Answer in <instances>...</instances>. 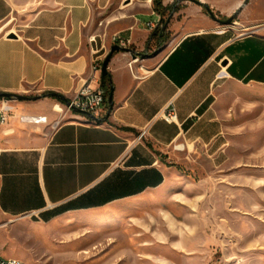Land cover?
<instances>
[{
  "label": "crops",
  "instance_id": "1",
  "mask_svg": "<svg viewBox=\"0 0 264 264\" xmlns=\"http://www.w3.org/2000/svg\"><path fill=\"white\" fill-rule=\"evenodd\" d=\"M199 1L227 18L242 2ZM163 6L161 16L153 0H39L14 18V0H0V93L30 98H0L8 116L0 124V227L149 197L183 176L181 152L190 147L224 163L218 83L264 86V0H249L233 25L191 1ZM115 35L129 42L108 64L114 104L87 121L50 93L73 97ZM167 39L173 45L160 57ZM171 100L177 121L169 123L161 112Z\"/></svg>",
  "mask_w": 264,
  "mask_h": 264
},
{
  "label": "rangeland",
  "instance_id": "2",
  "mask_svg": "<svg viewBox=\"0 0 264 264\" xmlns=\"http://www.w3.org/2000/svg\"><path fill=\"white\" fill-rule=\"evenodd\" d=\"M38 1L14 0V18ZM218 85L222 165L190 147L183 176L149 197L47 224L8 221L2 255L27 264H264V86Z\"/></svg>",
  "mask_w": 264,
  "mask_h": 264
},
{
  "label": "built area",
  "instance_id": "3",
  "mask_svg": "<svg viewBox=\"0 0 264 264\" xmlns=\"http://www.w3.org/2000/svg\"><path fill=\"white\" fill-rule=\"evenodd\" d=\"M237 23L234 21V24ZM150 27H153L152 23L149 24ZM95 38L91 37L90 41H94ZM115 44L124 48L128 44V40L124 39L119 35L114 36ZM137 57V56H136ZM102 61L95 60L92 65L91 75L88 80L76 91V93L68 101L69 103H64L65 109L74 115L84 116L89 118L91 117L80 114L74 111L75 108L86 111L92 116L98 118L104 109L105 104L107 103L108 95L106 90L101 84L93 86L92 82L100 79ZM6 108L0 109V124H3L7 121V114L5 113ZM161 118L166 122L172 123L177 121V113L173 105V100H171L164 110L161 112ZM146 133V130H142L140 137ZM175 149L182 150L185 148L183 143H176L174 145ZM0 264H23L22 260H15V257H5L1 253L0 248Z\"/></svg>",
  "mask_w": 264,
  "mask_h": 264
},
{
  "label": "water",
  "instance_id": "4",
  "mask_svg": "<svg viewBox=\"0 0 264 264\" xmlns=\"http://www.w3.org/2000/svg\"><path fill=\"white\" fill-rule=\"evenodd\" d=\"M179 1H191L193 3H196V4H199V5H203L205 7V9L207 10V12L209 13L210 17L216 21L217 23L219 24H222V25H230L232 22L235 21L236 17L238 16V13L241 11V9L248 3L249 0H243L237 7V9L235 10V12L230 16L228 17L227 19L223 20V19H220L218 17L215 16V14L213 13V11L209 8V6L207 5H204L201 1L199 0H179ZM169 20H165V19H160L159 21V24H158V27L161 26V28L163 30L166 29L167 27V24H168ZM15 35H11L10 38H13ZM124 50V48L120 47L119 45L117 44H114L111 46L109 52L107 53V55L105 56V58L103 59L102 61V66H101V77L104 78L106 76L109 75V72H108V64L111 60V58L113 57L114 53L115 52H119V51H122ZM134 56H136L135 54H133ZM113 87L111 86L110 87V92L108 94V104H109V111L112 110V107H113ZM50 96L54 97V98H57L61 101H63L64 103H69L68 99L61 95V94H58V93H50ZM0 98H5V99H11V100H28L30 99L29 97L27 96H24V95H19V94H11V93H0ZM75 112L77 113H80V114H84V115H87L89 117H91L92 119H96V117L92 116L90 113L86 112V111H83V110H80V109H77L75 108L74 109Z\"/></svg>",
  "mask_w": 264,
  "mask_h": 264
},
{
  "label": "trees",
  "instance_id": "5",
  "mask_svg": "<svg viewBox=\"0 0 264 264\" xmlns=\"http://www.w3.org/2000/svg\"><path fill=\"white\" fill-rule=\"evenodd\" d=\"M153 6H154V9L161 14V16L165 15L166 8L163 6V0H153ZM102 86L104 87L108 95L110 92V87H111L109 75L102 78Z\"/></svg>",
  "mask_w": 264,
  "mask_h": 264
},
{
  "label": "bare ground",
  "instance_id": "6",
  "mask_svg": "<svg viewBox=\"0 0 264 264\" xmlns=\"http://www.w3.org/2000/svg\"><path fill=\"white\" fill-rule=\"evenodd\" d=\"M240 3V2H239ZM238 3V4H239ZM57 109H60L61 107L60 106H58V107H56ZM85 119L87 120V121H90V119L89 118H86L85 117ZM15 260H20V259H18V258H15ZM23 262V264H27V263H25L24 261H22Z\"/></svg>",
  "mask_w": 264,
  "mask_h": 264
}]
</instances>
